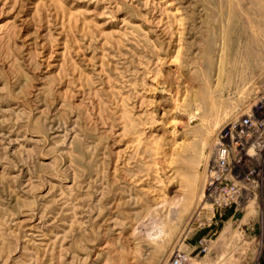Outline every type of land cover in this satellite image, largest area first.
I'll return each instance as SVG.
<instances>
[{"label": "rangeland", "instance_id": "374dc122", "mask_svg": "<svg viewBox=\"0 0 264 264\" xmlns=\"http://www.w3.org/2000/svg\"><path fill=\"white\" fill-rule=\"evenodd\" d=\"M263 94L264 0H0V264H264V149L209 197Z\"/></svg>", "mask_w": 264, "mask_h": 264}, {"label": "built area", "instance_id": "2783aa9c", "mask_svg": "<svg viewBox=\"0 0 264 264\" xmlns=\"http://www.w3.org/2000/svg\"><path fill=\"white\" fill-rule=\"evenodd\" d=\"M263 149L264 94L217 136L209 175V197L214 206L227 207L237 199L236 182L241 180L245 160L259 157ZM168 264H184V260L175 257Z\"/></svg>", "mask_w": 264, "mask_h": 264}]
</instances>
